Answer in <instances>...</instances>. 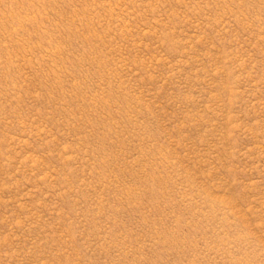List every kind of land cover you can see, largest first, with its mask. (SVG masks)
<instances>
[{
    "label": "rangeland",
    "instance_id": "374dc122",
    "mask_svg": "<svg viewBox=\"0 0 264 264\" xmlns=\"http://www.w3.org/2000/svg\"><path fill=\"white\" fill-rule=\"evenodd\" d=\"M0 264H264V0H0Z\"/></svg>",
    "mask_w": 264,
    "mask_h": 264
}]
</instances>
